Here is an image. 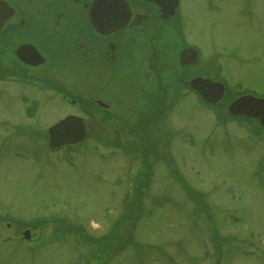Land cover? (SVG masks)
Returning a JSON list of instances; mask_svg holds the SVG:
<instances>
[{
	"label": "rangeland",
	"instance_id": "rangeland-1",
	"mask_svg": "<svg viewBox=\"0 0 264 264\" xmlns=\"http://www.w3.org/2000/svg\"><path fill=\"white\" fill-rule=\"evenodd\" d=\"M177 17L176 26L187 42L203 51L204 66L199 69L216 72L217 63L229 86L264 95V0H182ZM103 82L83 90L107 100L111 93L103 91L107 87ZM26 90L41 113L30 124L22 116V99L17 95L12 100L15 85L0 84V210L7 211L3 216L9 213L37 226L28 242H21L13 232L0 240V264H98L77 221L87 233L112 237L111 255L99 264H211L203 241L216 232L229 238L219 264H264V132L257 131L254 122L224 121L219 105L207 109L195 93L183 98L175 113L181 123L176 126L183 128L165 127L163 146L151 158L157 161V172L143 200L146 214L141 220L123 221L119 214L126 201L129 166L132 174L141 168L148 177L137 158L142 146L132 143L133 136H124L126 146L121 148L91 138L82 153L71 151L68 161L62 149L54 152L42 145L39 131L66 111V103L53 90ZM128 93L121 94V107L135 104V116L142 119L152 100L138 98L130 87ZM20 117L22 128L11 127ZM166 157L170 169L164 168ZM182 182L204 193L214 213L213 224L201 216L200 226L194 225L192 208H185ZM63 215L68 216L66 224L47 223ZM54 231L58 239L52 237ZM129 233L128 247H119ZM137 242L146 243V250L141 248L133 256L131 248ZM164 253L169 257L163 262L154 260Z\"/></svg>",
	"mask_w": 264,
	"mask_h": 264
},
{
	"label": "flooded vegetation",
	"instance_id": "flooded-vegetation-1",
	"mask_svg": "<svg viewBox=\"0 0 264 264\" xmlns=\"http://www.w3.org/2000/svg\"><path fill=\"white\" fill-rule=\"evenodd\" d=\"M128 2L130 19L119 15L117 0H0V79L27 82L34 71L46 70L78 103L85 97L82 86L97 88L104 81L115 87L112 94L122 92L131 67L138 76L154 78L167 100L171 88L164 86L160 69L171 66L173 43L166 41L168 30L160 26L170 19L161 18L153 1ZM33 52L42 64H32ZM90 98L96 100L95 94Z\"/></svg>",
	"mask_w": 264,
	"mask_h": 264
},
{
	"label": "water",
	"instance_id": "water-1",
	"mask_svg": "<svg viewBox=\"0 0 264 264\" xmlns=\"http://www.w3.org/2000/svg\"><path fill=\"white\" fill-rule=\"evenodd\" d=\"M192 83L195 86V88L199 89L200 92L203 94V96L211 102L217 101L222 96L224 91V86L222 83L214 82L210 79H204L198 77L195 78ZM230 110L233 113L257 116L264 124V98H257L252 95L241 96L231 103ZM77 122H79V120L73 118H67L66 120L52 127L51 128L52 146H56L57 143L64 140L65 139L64 134H70L68 132L59 133V130L66 128L70 123L72 125H75ZM79 135H82V133L80 132Z\"/></svg>",
	"mask_w": 264,
	"mask_h": 264
}]
</instances>
